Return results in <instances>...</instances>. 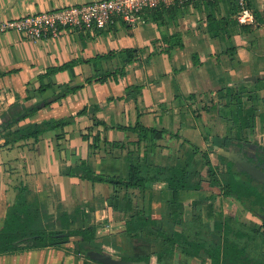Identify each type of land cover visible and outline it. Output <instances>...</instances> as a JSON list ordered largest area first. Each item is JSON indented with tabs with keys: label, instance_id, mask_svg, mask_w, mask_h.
Returning a JSON list of instances; mask_svg holds the SVG:
<instances>
[{
	"label": "crops",
	"instance_id": "obj_1",
	"mask_svg": "<svg viewBox=\"0 0 264 264\" xmlns=\"http://www.w3.org/2000/svg\"><path fill=\"white\" fill-rule=\"evenodd\" d=\"M87 1L90 0H0V21ZM248 3L254 20L242 25L236 20L238 6L235 0H196L148 10L143 14V22L135 29H128L115 20L92 32L65 27L57 37L39 40H30L15 30L1 31L0 113L15 101L30 106L49 98L58 85L77 88L30 115V119L36 121L71 116L72 121L60 130L62 137L56 138V130H48L37 142L0 146V227L8 206L21 188L29 190L36 198L41 207V222L48 231L84 226L86 220L94 224L100 213L107 215L106 222L115 224L113 217L119 216L118 211L112 212L116 215L111 219L108 206L102 204L106 183L59 172L65 164L81 158L91 161L93 157L88 156L89 138L84 136L91 126L90 104L97 105L95 116L106 124L90 129L105 136L107 142H113L116 134L123 131L115 125L131 124L120 119L129 113L130 96L126 87L136 84L126 79L129 70L134 73L141 70L143 76L144 68L170 70V73L166 72L167 77L164 73L161 79L176 82L174 98H180L182 86L200 84L198 79L211 84L212 79L223 83L235 76L242 77L244 73L236 74L227 67L222 68L218 62H224L227 55L246 54L250 44V50H256L254 54L264 55V0H248ZM254 40L256 46H253ZM126 50H133L132 58ZM108 54L112 56L106 58ZM213 64L226 75L210 73L208 67ZM256 64L253 67L259 74L260 68ZM103 69H110L116 79L110 75L104 82L98 81L95 74ZM118 69H123L124 74L120 75ZM249 76L252 80H260L254 73ZM41 85L51 87L40 91ZM61 141L63 148L62 153L57 151L61 153L59 156L54 149ZM22 170L29 173H20ZM102 186L101 194L93 190ZM152 206L156 210L159 202ZM74 209L78 211V219L70 224L66 214L73 215ZM97 226L101 225L98 223ZM97 230L98 235L110 233H104L101 228ZM76 239L69 238L65 245L57 248L46 246L0 253V264H99L72 251V242ZM174 255L173 264H210L208 259L203 262L191 254L176 252ZM151 264H157L154 257Z\"/></svg>",
	"mask_w": 264,
	"mask_h": 264
},
{
	"label": "trees",
	"instance_id": "obj_2",
	"mask_svg": "<svg viewBox=\"0 0 264 264\" xmlns=\"http://www.w3.org/2000/svg\"><path fill=\"white\" fill-rule=\"evenodd\" d=\"M132 51L126 50L128 57L132 58ZM110 56L112 55L108 54L106 58ZM117 72L120 75L124 74L123 69H118ZM110 75L116 79L110 69H103L100 72L97 71L95 78L104 82ZM254 84L261 86L262 82L259 83V79H256ZM49 87L51 86L41 85L39 89L43 91ZM75 88L77 86L58 85L54 88L51 97L33 105L25 106L15 101L6 107L0 113V146H12L28 141L37 142L41 134L48 130H56L55 137H62L63 132L60 133V130L72 121L71 116L57 119L49 117L36 121L31 120L30 115L42 106H47L67 93L73 92ZM131 88V86L126 87L127 95L135 99L137 89ZM96 108L97 105L90 104V128L106 125L103 120H99L95 116ZM242 108L240 97L237 96V112L230 111L232 113L230 120L235 127L234 137L214 136L209 144L208 150L216 151L220 163L223 164V168L220 170H218L219 165L210 163L207 151L202 152L203 160H197L196 155L200 150L197 146L185 149L183 159L178 157L179 149L176 148L175 160L170 164H157L149 157L147 151L152 152L154 146L158 144V140L169 131L165 128L143 125L136 121L133 126L115 125L119 129H128L137 133L135 140L130 141L135 146L144 143L145 151L142 155L134 156L132 152L125 154L123 158L124 174L98 171L93 165L94 162L89 161L88 158H81L74 163L65 164L59 172L111 186L107 205L111 211H118L124 215L122 219L116 220L113 226H122V233L128 235L129 240L133 243L132 253L120 255L124 260L151 264L150 258L154 257L157 264H173L174 254L179 252L182 255L191 254L203 262L208 259L210 264H264V220L260 217L264 212L258 214L261 218L260 224L254 222L250 224V231L246 240L242 242L234 237L236 229L230 223V219L221 217L220 213H214L211 226L204 221L206 216H193L194 225L191 227L182 217L185 207L183 195L192 196L190 204L193 206L201 205L204 201L195 195L202 183L201 167L203 166L206 167L208 175L207 183L218 187L223 196L235 199L243 209L253 215H256L257 211H261L259 205L264 203L263 184L237 163V159L240 158L239 154L247 160L252 159V156L247 153L250 150L248 144L242 142L246 139V127H251L253 124V108L250 106L245 107L244 110ZM259 115L260 120H263V112ZM90 128L84 135L89 138V149H93V151L98 149L100 142L110 143L111 147L121 145V142L117 141L107 142L105 136H101L98 131H92ZM173 134L178 136V131ZM246 142L248 143V141ZM232 144L235 146L233 149ZM218 147L223 151L227 150L230 154L225 155L222 151H218ZM93 151L88 152V156L92 157ZM261 156L264 158V149L258 151L257 154V157L264 161ZM150 182H163L166 185L159 189H147L146 184ZM29 192V190L21 188L15 195L14 202L7 208L3 225L0 227V253H12L46 246L57 248L65 245L72 235L79 236V239L74 241L72 251L87 259H90L87 254V250L90 249L110 252L106 247L94 243V238L97 237L94 224L87 223L84 226L48 231L41 222V207ZM145 192L148 195L149 209H151L150 202H159L156 212L153 210L146 213L144 207L136 209L134 207L132 210L133 199L142 200ZM212 196L213 194H210L207 197L211 198ZM153 212L158 213V216L154 217ZM44 215L46 213H43ZM66 216L72 224L78 219V211L74 209L73 215L66 214ZM176 226H180V228L176 229ZM92 261L102 264L96 260Z\"/></svg>",
	"mask_w": 264,
	"mask_h": 264
},
{
	"label": "rangeland",
	"instance_id": "obj_3",
	"mask_svg": "<svg viewBox=\"0 0 264 264\" xmlns=\"http://www.w3.org/2000/svg\"><path fill=\"white\" fill-rule=\"evenodd\" d=\"M256 45V40H254L253 46ZM250 47H252L251 44L246 48V54L227 55L226 57L224 56V62L221 60L218 62L219 66L221 65L222 68L227 67L236 74L239 72L241 74L244 73L245 75L242 76L243 78L235 76L233 80H230L229 82L223 81V83L222 81L218 82L216 79H212L211 84H205L198 79L200 84L185 86L184 88L182 86V94H180V98L179 96L174 98V95H176L177 92L176 82H164L161 79L163 78L162 76L164 73L165 77H167L166 72L170 73V70H147L144 68V76L141 70L136 71V73H134L135 71L129 70L126 79L128 78L129 81H135L136 84H133L131 89H137L135 92L136 98H129L127 108L129 113L126 115L124 114L123 117L120 118L121 121L127 120L126 122L131 123L129 124L131 126L135 125L136 121H139L143 125L165 128L169 131L158 140V144L154 146L152 152L147 151V154L154 162L157 164H170L175 160L176 148L179 149L178 157L183 159L185 149H189L190 146H197L200 149L199 153L196 155L197 160H203L204 157L202 152L207 151L210 163L212 165H219L218 170L222 169L223 164L220 163L216 151L208 150L209 144H211V139H213L214 136L222 137L227 135L228 137H234L235 127L234 123H231L230 117L232 116V113L237 112V96L240 97L242 102V110L247 106L253 108V124L251 127H246V138L256 140L261 135V131L264 128V119L260 120L259 114L263 112L264 115V55L254 54L256 50L253 49L254 51H252L250 50ZM228 58H230L229 61ZM216 59H220V57H216ZM255 61L258 64H256ZM255 64L260 68L259 74H257V68L253 67ZM208 70L215 75H226L214 64L209 65ZM235 73L234 75H236ZM252 73H254L256 77L257 75L260 77L259 83L262 82L261 86H255L254 83L256 81L250 79L249 75ZM160 80H162V83L159 82ZM226 84L230 85L228 86ZM138 86L140 88H136ZM228 111H231L232 113L230 112L229 115ZM242 114H244V112H242ZM94 128H96V126ZM176 131H178V136L173 134V132ZM136 135L137 133L134 131L128 129L123 130L115 136L117 137L115 141L121 142L119 147H111L110 143L100 142V147L98 149H95L94 151L93 149H89L88 152L93 151L91 161H94V167L101 172L124 174L125 163L123 158L125 154L127 152H132L133 155L136 156L137 154L142 155L143 151H145L143 142L138 146H135L130 142L131 140H135ZM62 144L63 142L61 141L60 145L57 144L55 147L54 150L57 154L59 153L57 151H61L62 153ZM61 153L58 155L60 156ZM239 163L240 165H244V162L239 161ZM254 169L259 170L255 166ZM20 173L28 174L29 171L22 170ZM201 174L202 183L195 195L200 199H204V201L201 205L193 206L190 204L192 196L183 195L182 197L185 204L182 214L183 219L188 223L189 227H191V225H194V221L192 220L193 216H206L204 221L211 226L213 224L212 217L214 216V213H220L221 217H228L230 223H232L233 227L236 229V235H234V237L241 242L245 241L247 234L250 231V224L252 222L260 224L261 220L256 215L243 209L242 205L235 199L223 196L218 187L209 185L207 183L208 175L205 166L201 167ZM146 185L147 189H159L165 187L166 184L163 182H150ZM105 189V197L104 194L101 197L102 204L106 203L107 207V197L112 188L111 186H106ZM93 190L99 191L100 194L104 191L103 186L98 189L93 188ZM99 192H97L98 196ZM146 194L147 193L145 192L142 200L138 199L137 201L135 198L133 199L132 210H134V207L135 209L138 207H144L146 213L153 210L154 212L157 211L158 208L155 210L152 206L155 201L150 202L151 209H149V202H147L148 195ZM210 194H213V196L208 198L207 196ZM209 203L211 204L210 206L207 205ZM88 204L91 205V203ZM108 210L109 216L111 215L110 218H114L113 221L122 219L124 216L121 212H118L119 216L113 217L116 215L117 211L115 214H112L113 211H111L109 207ZM154 214V217L158 216V213ZM104 218H107L106 214H98V222H95L94 225L96 227L99 223L101 226H98V228H101V231H109L110 233L97 235V237L94 238V243L104 246L110 251H115L121 255L132 253L133 243L129 240L128 235L122 233V226L115 227L113 224L106 222ZM85 224H87V220ZM179 228L180 226H176V229ZM70 238H77L76 240H78L79 236H71ZM72 244L74 246V242H72ZM151 260L152 257L150 258V262ZM178 264H180V262Z\"/></svg>",
	"mask_w": 264,
	"mask_h": 264
},
{
	"label": "built area",
	"instance_id": "obj_4",
	"mask_svg": "<svg viewBox=\"0 0 264 264\" xmlns=\"http://www.w3.org/2000/svg\"><path fill=\"white\" fill-rule=\"evenodd\" d=\"M196 0H90L79 4H65L0 21V32L15 30L30 40L57 37L65 27L92 32L119 20L128 29L143 22V14L156 8L184 5ZM212 1V0H209ZM238 6L237 23L248 24L254 20L248 0H235Z\"/></svg>",
	"mask_w": 264,
	"mask_h": 264
},
{
	"label": "water",
	"instance_id": "obj_5",
	"mask_svg": "<svg viewBox=\"0 0 264 264\" xmlns=\"http://www.w3.org/2000/svg\"><path fill=\"white\" fill-rule=\"evenodd\" d=\"M218 151H222L225 155L228 154L227 151H223L220 147L218 148ZM239 161H241L239 158L237 159V163L241 168H244L247 170L252 176H254L256 179L262 182L263 188H264V174L259 172V170H255L254 166L248 163H244V165H240ZM243 162V161H241ZM257 174V175H256ZM262 220H264V214L260 215ZM107 233V232H104ZM97 234V233H96ZM98 235V234H97ZM87 254L90 259L96 260L102 264H141L142 262H136L132 260H124L120 256L107 253V252H99L96 250H87Z\"/></svg>",
	"mask_w": 264,
	"mask_h": 264
},
{
	"label": "flooded vegetation",
	"instance_id": "obj_6",
	"mask_svg": "<svg viewBox=\"0 0 264 264\" xmlns=\"http://www.w3.org/2000/svg\"><path fill=\"white\" fill-rule=\"evenodd\" d=\"M246 141H248V143ZM250 141H252V142H250ZM244 142L246 144H248V149H250V150L247 151V153L250 156H252V159L251 160H247L245 157L241 156L240 154H239V157H240L239 159L241 161H243L244 163H248V164H251V165L255 166L256 168L259 169V172L264 174V161L260 160L259 159L260 157H257L258 151H262V149H264V128L261 131V135L256 140H251L250 138H246L242 143H244ZM231 146H232V149L235 147L233 144ZM233 155H234V152H233ZM261 157H262V159H264L263 156H261ZM259 208H261V211H257L256 216L261 220V218L258 216V214L261 213V212H264V203L259 205ZM97 228H98V226L96 225V233H98ZM109 253L117 255V256L121 255V254H118V253H114L112 251H110Z\"/></svg>",
	"mask_w": 264,
	"mask_h": 264
}]
</instances>
